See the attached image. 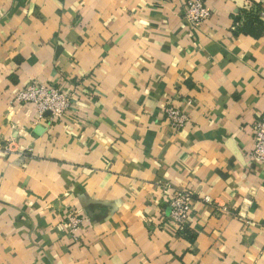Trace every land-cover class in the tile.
Instances as JSON below:
<instances>
[{
	"label": "crops",
	"instance_id": "1",
	"mask_svg": "<svg viewBox=\"0 0 264 264\" xmlns=\"http://www.w3.org/2000/svg\"><path fill=\"white\" fill-rule=\"evenodd\" d=\"M186 1L0 0V264H264V0H210L198 30ZM32 79L73 109L10 106ZM163 181L193 194L181 231Z\"/></svg>",
	"mask_w": 264,
	"mask_h": 264
},
{
	"label": "built area",
	"instance_id": "2",
	"mask_svg": "<svg viewBox=\"0 0 264 264\" xmlns=\"http://www.w3.org/2000/svg\"><path fill=\"white\" fill-rule=\"evenodd\" d=\"M209 1L187 0L183 6L182 19L193 30L200 29L210 18ZM257 15L264 19L263 11ZM9 104L17 108L32 107L39 115L48 113L52 119L60 120L73 109L74 101L72 94L38 79H32L28 85L13 95ZM163 115L167 124L174 130H181L187 123L182 110L172 106L170 102L163 106ZM245 160L247 170L256 165L264 169V116L254 123L251 149L246 153ZM158 192L162 227L170 225L177 231L185 229L190 222L193 194L187 189H178L166 181L160 183ZM201 201L209 204L211 199L205 197ZM66 226L70 233L75 235L84 224L72 215L67 218Z\"/></svg>",
	"mask_w": 264,
	"mask_h": 264
},
{
	"label": "trees",
	"instance_id": "3",
	"mask_svg": "<svg viewBox=\"0 0 264 264\" xmlns=\"http://www.w3.org/2000/svg\"><path fill=\"white\" fill-rule=\"evenodd\" d=\"M260 11H261V10H259L258 12H260ZM252 14H254V15H255L256 13H252ZM250 19H252V18H250Z\"/></svg>",
	"mask_w": 264,
	"mask_h": 264
}]
</instances>
